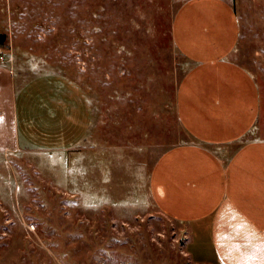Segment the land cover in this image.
<instances>
[{"label":"rangeland","instance_id":"rangeland-1","mask_svg":"<svg viewBox=\"0 0 264 264\" xmlns=\"http://www.w3.org/2000/svg\"><path fill=\"white\" fill-rule=\"evenodd\" d=\"M183 1L0 0V54L13 53L20 81L62 76L91 107L75 147L0 151V264H199L209 256L205 234L156 211L149 188L159 155L190 141L174 99L188 65L170 35ZM227 1L238 24L231 58L258 90L247 139L264 140V0Z\"/></svg>","mask_w":264,"mask_h":264},{"label":"crops","instance_id":"crops-1","mask_svg":"<svg viewBox=\"0 0 264 264\" xmlns=\"http://www.w3.org/2000/svg\"><path fill=\"white\" fill-rule=\"evenodd\" d=\"M234 16L227 0H184L170 23L173 47L188 65L174 99L190 141L159 155L149 188L156 211L205 234L210 252L197 256L199 264H264V140L247 139L258 90L231 58ZM21 77L13 53L11 62L0 61V151L80 144L91 107L78 84L51 74Z\"/></svg>","mask_w":264,"mask_h":264},{"label":"built area","instance_id":"built-area-1","mask_svg":"<svg viewBox=\"0 0 264 264\" xmlns=\"http://www.w3.org/2000/svg\"><path fill=\"white\" fill-rule=\"evenodd\" d=\"M7 56H3L2 54L0 55V61H2V62H11V60H12V54L11 53H9V57H7Z\"/></svg>","mask_w":264,"mask_h":264},{"label":"trees","instance_id":"trees-1","mask_svg":"<svg viewBox=\"0 0 264 264\" xmlns=\"http://www.w3.org/2000/svg\"><path fill=\"white\" fill-rule=\"evenodd\" d=\"M4 48V35L0 34V49L3 50Z\"/></svg>","mask_w":264,"mask_h":264}]
</instances>
